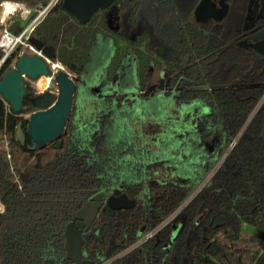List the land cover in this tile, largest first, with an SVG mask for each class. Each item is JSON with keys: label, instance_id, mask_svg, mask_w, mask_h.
<instances>
[{"label": "trees", "instance_id": "obj_1", "mask_svg": "<svg viewBox=\"0 0 264 264\" xmlns=\"http://www.w3.org/2000/svg\"><path fill=\"white\" fill-rule=\"evenodd\" d=\"M199 1L116 0L82 24L56 0L37 24L30 40L55 48L76 88L63 134L45 145L28 134L26 115L37 110L30 81L20 112L0 94V264H77L66 258V226L91 196L120 186L135 206L103 204L83 233L81 264H264V55L238 44L264 19L247 32L254 0H228L220 22H199ZM23 24L9 28L19 34ZM170 31L159 56L153 32ZM23 54L19 46L5 60L0 80ZM154 65L162 97L185 111V133L175 120L167 132L149 130L142 107L137 116L140 99L157 95L117 93L147 89ZM173 144L178 154L168 153Z\"/></svg>", "mask_w": 264, "mask_h": 264}, {"label": "water", "instance_id": "obj_2", "mask_svg": "<svg viewBox=\"0 0 264 264\" xmlns=\"http://www.w3.org/2000/svg\"><path fill=\"white\" fill-rule=\"evenodd\" d=\"M116 0H63V7L72 14L80 23H87L94 13L100 9H106ZM219 7L212 0H201L195 10L198 21L208 19L221 20L228 12L227 0H221ZM112 29L117 30L118 24H114L112 18L108 19ZM259 40L247 43L239 42V46L252 48L257 53L264 55V28L255 34ZM35 48V54H23L16 62L13 69L8 71L0 80V94L4 100L10 103L15 112H20L26 95L25 78L38 79L41 76L51 75V62L57 59L55 48L52 45H44L43 42L31 40ZM58 85L57 97L51 91H45L31 99V103L37 109L30 115L28 134L40 145L57 140L64 132L69 115L72 111L76 82L71 74L61 69L55 76ZM264 138V127L262 130ZM18 138L24 142L25 135L21 124L18 126ZM60 140L55 147H61ZM105 191H100L84 203L76 214V222H71L65 229L66 258L77 264L84 262L82 246L84 244V231H88L96 219L100 208L104 203L110 208H133L135 200L129 198L123 192V187H118L114 194L105 199Z\"/></svg>", "mask_w": 264, "mask_h": 264}, {"label": "rangeland", "instance_id": "obj_3", "mask_svg": "<svg viewBox=\"0 0 264 264\" xmlns=\"http://www.w3.org/2000/svg\"><path fill=\"white\" fill-rule=\"evenodd\" d=\"M14 18H17L16 16ZM23 22V21H22ZM24 23V22H23ZM2 28V27H1ZM135 36V34H134ZM28 52V54L32 55L35 54V48L31 49L30 47H24L23 48V52ZM155 68L153 69V75H151L152 79L154 82H159L162 77H163V73L162 70L157 67L154 66ZM64 69L66 71H68L71 76L73 77V73L70 72L66 67L62 66L61 64L54 62L51 63V75L50 76H41L38 79H31L26 77L25 80L30 81L31 86L35 89V93L41 94L45 91H51L56 97L58 95V85H57V81H56V74L61 70ZM133 92H135V88H131L129 87L125 93L127 94H133ZM157 95V94H156ZM133 96V95H132ZM135 97V96H134ZM136 99H138L137 97H135ZM134 98V99H135ZM139 100V99H138ZM164 100L166 102H164ZM141 102V99H140ZM143 105L142 110L146 113L144 117H142L143 122L145 123V125L147 126V128L150 130V128L152 127V124H154L157 128H159L160 132H167V130H169V126H173L172 121H180L181 124L178 125L179 126V130L185 133V129L186 128H190L191 126L189 124H184L185 120H184V115H185V111L182 110V108L180 106L177 105V103L173 100L171 101V103H169V99H164L162 97V95H157L156 97H153L149 100H144L142 101ZM170 104V105H169ZM163 105H165L166 107V111L165 109L162 107ZM37 111V110H36ZM136 113H140V110L137 108L136 109ZM204 112H207L206 110H204ZM143 113V112H142ZM31 114H27L26 116H30ZM155 115H159L160 117L158 118L160 121V123H156L157 122V118L155 117ZM139 116V114L137 115ZM192 117L190 116L188 119H191ZM132 128H134V130H138L139 127H137L139 125V123L134 122L133 121ZM175 136H178V139L180 138V135L177 134ZM179 140H176V142H178ZM149 142V141H148ZM172 148H169L168 153L171 154H178L177 149H178V145L176 146L175 144L172 145ZM209 148H212V145L210 143H208ZM160 149V147L158 146H154L152 145V150H157ZM186 156V155H185ZM183 154L181 155V157H185ZM187 157V156H186ZM174 177V176H173ZM3 206L0 202V211H2ZM175 215H173L171 218H174ZM244 228L246 230H248L250 233H253L259 237L263 236V232L261 230H258L257 228L244 224Z\"/></svg>", "mask_w": 264, "mask_h": 264}, {"label": "built area", "instance_id": "obj_4", "mask_svg": "<svg viewBox=\"0 0 264 264\" xmlns=\"http://www.w3.org/2000/svg\"><path fill=\"white\" fill-rule=\"evenodd\" d=\"M55 2L56 0H51L47 5L39 4L35 8H30L22 2L0 1V26L2 27L0 30V50L3 52V56L0 58V66L19 46L34 48L30 34ZM8 4L11 5L10 8H7ZM15 16L17 18H14ZM14 19L24 22L23 29L19 34H14L9 28Z\"/></svg>", "mask_w": 264, "mask_h": 264}, {"label": "flooded vegetation", "instance_id": "obj_5", "mask_svg": "<svg viewBox=\"0 0 264 264\" xmlns=\"http://www.w3.org/2000/svg\"><path fill=\"white\" fill-rule=\"evenodd\" d=\"M213 2H215L217 4V7H219V3L221 0H212ZM201 2V0L199 1V3ZM198 3V5H199ZM227 3H228V0H227ZM197 5V6H198ZM114 7V6H113ZM197 8V7H196ZM196 10V9H195ZM228 13V12H227ZM110 17L114 20V24L117 22V18L114 17L112 15V13L109 14ZM225 17V16H224ZM223 17V18H224ZM195 18L197 19L196 15H195ZM222 18V19H223ZM221 19V20H222ZM259 19H264V0H254L253 1V10L250 12V14L248 15L247 19H246V23H245V26H244V29L249 32L253 29V26L255 24V21L256 20H259ZM198 20V19H197ZM213 21V22H220L221 20H216V19H208L206 21ZM204 21V22H206ZM199 22H202V21H199ZM263 29V28H262ZM260 31V30H259ZM258 32V31H257ZM255 32L253 35L243 39L242 41L240 42H243V41H247V43H252V42H255L257 40H259L260 38L258 37H255V34L257 33ZM154 34V44L152 45L153 49L158 53L159 56H163L164 55V52H165V49H166V46L170 43V41L173 39V35L174 33L172 31L168 32L165 36L163 37H157L155 35V32H153ZM239 44V43H238ZM155 66V65H154ZM154 66H151L150 67V73L151 75H153V69L155 68ZM157 66V65H156ZM158 67V66H157ZM160 68V67H159ZM173 92H175V89L171 90ZM118 94H121V95H131V94H127L125 93V91H121V92H117ZM157 94V95H162L163 93H165V90L163 89V77L162 79L157 83V82H154L153 80H151L149 86L147 89L145 90H137L135 89V92H133V96L132 98H135V97H138L140 94ZM135 96V97H134ZM139 106L137 107L139 110L141 109V103L138 102ZM136 108V109H137ZM115 192V191H114ZM114 194V193H113ZM110 196V195H106L105 199H107V197Z\"/></svg>", "mask_w": 264, "mask_h": 264}, {"label": "bare ground", "instance_id": "obj_6", "mask_svg": "<svg viewBox=\"0 0 264 264\" xmlns=\"http://www.w3.org/2000/svg\"><path fill=\"white\" fill-rule=\"evenodd\" d=\"M10 7H11V5H10V4H8V5H7V8H10ZM51 63H54V62H51Z\"/></svg>", "mask_w": 264, "mask_h": 264}, {"label": "crops", "instance_id": "obj_7", "mask_svg": "<svg viewBox=\"0 0 264 264\" xmlns=\"http://www.w3.org/2000/svg\"><path fill=\"white\" fill-rule=\"evenodd\" d=\"M3 210V209H2Z\"/></svg>", "mask_w": 264, "mask_h": 264}]
</instances>
